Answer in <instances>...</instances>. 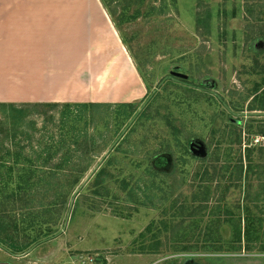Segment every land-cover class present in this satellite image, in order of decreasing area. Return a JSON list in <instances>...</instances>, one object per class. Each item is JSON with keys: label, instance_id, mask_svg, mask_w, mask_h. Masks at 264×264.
<instances>
[{"label": "rangeland", "instance_id": "rangeland-1", "mask_svg": "<svg viewBox=\"0 0 264 264\" xmlns=\"http://www.w3.org/2000/svg\"><path fill=\"white\" fill-rule=\"evenodd\" d=\"M27 1L30 4L43 2ZM106 7L112 14L110 18L116 25L120 41L143 80V92L137 102H85L90 101L89 88L93 89L96 81L101 80V71L69 66L82 46L73 28L67 31L62 27L65 42L57 53L46 44L51 40L47 38L48 28L44 26L43 33L7 40L0 45V51L8 59L5 65L0 62V105L6 106L0 107V125L10 122V106L29 109V114L19 123V131H16L17 143L10 134L11 126L0 131V162L13 166L14 158L8 152L12 154L21 147L25 148V156L35 160L33 151H43L52 135L56 136L57 142L62 105H95L93 110L81 112L86 119L79 124L82 135L93 142L91 152L84 154L71 149L73 162L89 166V171L78 186L60 189V198L49 185L33 191L34 196L37 192L38 195L33 199L35 205L32 209L48 215L53 224L30 232L26 242L40 234L41 237L22 253L12 251L7 242L0 241V263L264 264V250H260L263 239L251 252L174 251L193 246L199 239L200 243L209 239L207 227L215 221L212 210L219 208L225 215L226 207L242 213L248 206L255 217L264 211L263 200L251 204L246 198V192L255 195L260 192L263 178L258 180L250 175L240 181V187L231 188L219 202L225 185H221L216 194L218 181L202 184L196 177L197 172L205 167L221 164L226 155L235 162L237 155L242 154L246 171V149H264V136L252 133L264 124V112L248 109L256 83L264 80V0H110ZM28 48L34 53L39 52V57H34ZM50 61H59L61 70ZM171 71L187 75L185 84L166 81ZM11 80L15 85L7 84ZM41 81L45 84H40ZM104 86L96 83L98 92ZM151 97L145 109L146 116L136 120L97 171L104 167L108 171L103 184L108 196L104 198L96 194V172L77 196L65 228L76 191L124 134L138 109ZM44 104H58L59 108L46 116ZM123 104L134 106L120 108ZM50 117L52 121L48 120ZM235 129L241 132V145L234 142ZM257 138H263L259 144L255 143ZM190 141L203 142L206 154L194 157L189 149ZM219 154L221 159L217 161ZM160 155L170 156L172 165L169 170L158 171L153 166L154 159ZM52 161L51 165H55L63 158L59 155ZM66 174L68 172L47 175L44 183L71 185V175ZM124 182L128 183L129 189L122 188ZM226 184L232 187L237 181H226ZM200 185L213 190L208 204L202 206L208 210L203 215L190 216L202 205L192 204L193 192ZM129 190L133 191L132 199ZM52 201L56 204L51 205ZM184 203L188 204L180 216ZM20 214L19 205H15L14 215L18 217ZM150 225L152 233L140 239ZM48 228L51 233L45 237L43 234ZM260 232L264 238V223ZM230 233V228L224 227L221 234H216L226 240ZM154 234L158 236L154 241L160 244L159 253L140 254L141 242L154 243L151 240ZM23 238L19 232V242ZM33 248L29 255H25ZM208 259H213V263Z\"/></svg>", "mask_w": 264, "mask_h": 264}, {"label": "trees", "instance_id": "trees-1", "mask_svg": "<svg viewBox=\"0 0 264 264\" xmlns=\"http://www.w3.org/2000/svg\"><path fill=\"white\" fill-rule=\"evenodd\" d=\"M102 3L106 6L110 0H101ZM142 1V0H141ZM112 15V14H111ZM132 104H123L120 105V108H130L133 107ZM0 107L6 108L4 105H0ZM43 107L47 109L45 111V115L48 116L49 112H53L57 108H59L58 104H44ZM95 105L93 103L83 104V105H71L64 104L61 106L62 111L60 113L61 119L59 122L60 125V133L59 140L56 142V136L52 135L50 138V143L46 144V148L41 152H34V158L25 156V148H20L18 151L14 153L8 152V155L12 156L13 166L8 167L3 162H0V241L4 240L8 243V246L12 251L16 253H22L29 249L33 243L38 242L39 237L32 238L29 242H26L25 239L29 237V233L33 232L34 229H41L46 224H53L52 219L46 215H41L39 212L37 213L34 209H32L35 205L33 199L37 197L34 196L33 191L42 188L45 185H49L55 194L60 198L62 194H60V189L66 187L67 190L70 188H74L78 186L81 182V179L84 175L89 171V166H82L79 163L73 162L74 155L71 153V149L75 148V152L81 151L84 154H89L91 152V148H93V142L87 139V136H83L82 130L79 129V124L85 121V116L81 114L84 110H93ZM8 120L10 122L7 125H0V131L5 128V126H11L12 133H10L13 137L14 143L16 141V131H19L18 127L19 123L23 122L25 116L29 114V109L17 108L16 106L9 107ZM75 109L79 112L76 114ZM243 109V108H242ZM249 111H262L264 112V80L261 83H256L254 87L253 100L251 105L248 107ZM147 111V110H145ZM143 112L142 116H146V112ZM141 118V116L139 117ZM48 120H53V118H48ZM87 122V121H86ZM259 129L255 132H252L253 128L250 127L252 133L256 135L264 136V124L258 126ZM87 128V127H86ZM3 132V130L1 131ZM0 132V133H1ZM236 141L239 145L241 142V132L234 130ZM9 134V133H8ZM7 134V135H8ZM81 134V135H80ZM82 137L84 139H82ZM230 142V141H229ZM231 143V142H230ZM84 147V148H83ZM83 149V150H82ZM62 151H66L64 154H61ZM246 160L248 161V166L246 167L243 163V155L239 154L236 157L238 160L234 162L233 159H229L226 155L225 161L221 164L204 168L202 171H198L196 177L198 180L204 183H213L214 181H218L220 184L215 190L216 194L221 189V185H225V189H221V193L223 194L222 199L219 202L224 200V197L227 195L231 188H238L241 186L240 181L248 179L250 175L264 180V149H246ZM10 153V154H9ZM257 153V158H255V154ZM62 156L63 161L58 164L51 165L52 160L57 156ZM221 159V155L219 154L216 157V160L219 161ZM47 169L49 171H45ZM40 170V171H38ZM66 175H71L72 184L68 183L67 186H61L60 184H53L49 182L47 184L44 183L45 176L47 175H59L60 173H67ZM106 173V168H102L99 172H97L95 177V187L96 194L101 195L102 197L108 196V193L105 188H103V184L108 176ZM39 174V175H38ZM228 174L230 176L228 177ZM226 181L232 182L237 181V184L230 187L226 184ZM225 182V183H224ZM124 190L129 189L128 183L124 182L122 185ZM7 189L9 192H7ZM40 191L42 189H39ZM101 191H105L107 194H102ZM131 199L134 198L133 191L129 190ZM7 192V193H6ZM60 192V193H58ZM32 193V194H31ZM213 190L211 187L207 185H200L195 189L192 195V204L198 203L199 205L194 211V214L190 216H194L196 214L203 215L208 210L207 207H202L204 204H208L211 199V195ZM104 197V198H105ZM246 198L251 201V204H256L264 201V183L261 185L260 192L256 193H248L246 192ZM55 201V200H54ZM52 201L51 205L56 204V202ZM188 203L182 204L181 214L184 212L185 206ZM15 205H19V209H21V214L17 217L14 215ZM245 207V206H244ZM246 210L241 213L234 212L230 208H225V215L222 214V210L218 208V210H212V214L214 215L211 226L207 227L206 235L209 236V239L205 240L203 243L199 241L195 242L193 246H184L180 249H175V252H186V251H194V252H202V253H211V254H224V253H239L243 250L247 252L255 251L257 243L264 238L260 231L263 229L264 223V211L259 214L258 217H255L253 212L248 209L246 206ZM51 209V208H49ZM257 212V211H256ZM13 213V214H12ZM225 216V218H224ZM236 216V217H235ZM244 221V222H243ZM242 223V224H241ZM226 224V225H225ZM50 227V226H49ZM224 227L230 228V238L224 240L222 236H217V234H221V231L224 230ZM19 232L22 233L24 237L22 242L18 240ZM50 228L47 229V232L43 234V236H50ZM152 233V225H150L146 232L140 235V239L146 238L148 235ZM217 233V234H216ZM158 236L154 234L151 237V240H156ZM5 244V243H4ZM200 244V245H199ZM225 244V245H224ZM159 242L152 244H146L141 242L140 244V254H157L159 253ZM260 250H264V245L262 244V248ZM213 263V259H208ZM175 262V261H174ZM210 262V263H211Z\"/></svg>", "mask_w": 264, "mask_h": 264}, {"label": "crops", "instance_id": "crops-1", "mask_svg": "<svg viewBox=\"0 0 264 264\" xmlns=\"http://www.w3.org/2000/svg\"><path fill=\"white\" fill-rule=\"evenodd\" d=\"M0 1L2 2L0 4V45L7 40H17L27 35L35 36L41 31L43 33L44 26L48 28L47 38L51 40V43L46 41V44L54 48L57 53L61 51V44L65 42V33L62 35L63 28L67 31L73 28L82 46L78 51L76 50L75 60L69 66L74 69L82 67L100 70L101 80H97L96 83L105 84L100 92L96 83L94 85L96 88L90 87L88 90L90 101L85 102L115 104L134 103L139 100L143 92V80L123 42L120 41L116 25L110 18V10L102 1L36 0L43 2L32 4L27 0ZM28 52L32 50L28 48ZM32 54L34 57H39L37 55L39 52H32ZM4 56L5 54L0 51V62L5 65L8 59ZM50 63L55 64L56 66H53L57 70H61L59 61L55 63L50 61ZM76 82L73 84H77ZM7 84L15 85L13 80ZM40 84L45 82L41 81ZM95 92L98 93L94 97Z\"/></svg>", "mask_w": 264, "mask_h": 264}, {"label": "water", "instance_id": "water-1", "mask_svg": "<svg viewBox=\"0 0 264 264\" xmlns=\"http://www.w3.org/2000/svg\"><path fill=\"white\" fill-rule=\"evenodd\" d=\"M175 76H177V77H180V78H184V79H187L188 78V76L187 75H184V74H180V73H173ZM147 102H149V100L147 101ZM143 110V109H142ZM141 110V111H142ZM132 124L133 123H131V125H129L128 127H127V129L124 131V134L119 138V140H117V142L114 144V146H112V148L106 153V155L103 157V159L100 161V163L97 165V167L92 171V173L90 174V176L87 178V180L81 185V187L76 191V193H75V196H74V198L72 199V203H71V206H70V211H69V214H68V216H67V221H66V225H65V228L68 226V222H69V220H70V217H71V212H72V209H73V207H74V203H75V201H76V198H77V196L80 194V192L83 190V188L87 185V183L89 182V180L90 179H92V177L95 175V173L98 171V169L100 168V166L103 164V162L105 161V159H107V157L112 153V151L114 150V148L116 147V145L119 143V141L123 138V136L126 134V132L129 130V128L132 126ZM198 143H199V145H198ZM195 147H197V149H198V152L197 151H195L194 152V155L195 156H202L203 157V155L204 154H206V146L204 145V143L203 142H193L192 143V145H191V150L193 151V149L195 148ZM170 158L169 156H162L161 158ZM34 250V248L33 249H31V250H29L25 255H29L32 251ZM24 255V256H25ZM23 256H21V258H22ZM0 264H8V263H0Z\"/></svg>", "mask_w": 264, "mask_h": 264}, {"label": "flooded vegetation", "instance_id": "flooded-vegetation-1", "mask_svg": "<svg viewBox=\"0 0 264 264\" xmlns=\"http://www.w3.org/2000/svg\"><path fill=\"white\" fill-rule=\"evenodd\" d=\"M177 70V69H176ZM171 73V76L170 75H168V77H166V81L169 79L170 81H173L174 83H176V84H185V82H184V80H187V79H184V78H180V77H177V76H175L173 73H180V72H177V71H171L170 72ZM180 74H182V73H180ZM185 75V74H184ZM165 81V82H166ZM151 99H152V97L149 99V102H146L140 109H138L139 111H138V113H137V115L134 117V119L131 121V123H135L136 122V120L140 117V116H142V114H143V112L145 111V109H146V107L148 106V104L150 103V101H151ZM143 109V110H142ZM142 110V111H141ZM232 115H233V113H232ZM133 124H132V126H133ZM131 125V124H130ZM131 126V127H132ZM128 132V131H127ZM126 132V133H127ZM121 141V140H120ZM120 141H119V143H120ZM118 143V144H119ZM117 144V145H118ZM116 145V146H117ZM191 145H192V142L190 141L189 142V149H190V152H191V154L194 156V157H197V156H195L194 155V152L195 151H197L198 152V149H197V147H195L194 149H193V151L191 150ZM164 157V156H167V155H160V156H158L157 158H155L154 159V161H153V166L159 171V170H169L170 169V167H171V165H172V160H171V158H161V157ZM170 157V156H169ZM4 263H7V262H4ZM193 264V262H189L188 264Z\"/></svg>", "mask_w": 264, "mask_h": 264}, {"label": "built area", "instance_id": "built-area-1", "mask_svg": "<svg viewBox=\"0 0 264 264\" xmlns=\"http://www.w3.org/2000/svg\"><path fill=\"white\" fill-rule=\"evenodd\" d=\"M262 139H263V138H262ZM262 139H261V138H257L256 141H255V143H256V144H259V143L262 141ZM254 145H255V144H254Z\"/></svg>", "mask_w": 264, "mask_h": 264}]
</instances>
